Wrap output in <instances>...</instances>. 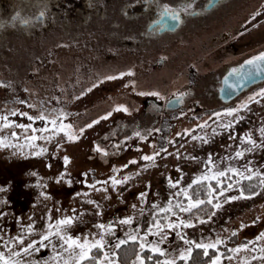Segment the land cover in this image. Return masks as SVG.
<instances>
[{
	"label": "rangeland",
	"instance_id": "1",
	"mask_svg": "<svg viewBox=\"0 0 264 264\" xmlns=\"http://www.w3.org/2000/svg\"><path fill=\"white\" fill-rule=\"evenodd\" d=\"M258 18L237 41L240 49L264 50V17ZM54 29L44 37L19 40V44L25 42L23 47L15 42L19 53L22 49L31 52L32 57L23 60L28 62L25 65L16 60V52H10L11 43L7 51L0 48V108H6L14 93L29 94V101L20 104L26 114H42L66 124L63 131H40L38 139L5 137L6 129L0 128V252L4 259L11 264H77L79 250L65 251L67 245L62 248L58 236H49L56 232L58 221L71 218L70 225L60 226V236L79 238L81 243L85 239L90 243L103 241V248L89 253L95 258L90 264H123L118 259L120 247L115 244L132 240L130 236H136L139 251L125 264H145L142 252L147 250L161 255L165 264L177 262L181 252L189 258L196 244L217 240L221 243L216 247L230 249L228 255H218L219 264H264V237L257 239L264 233V96L259 95L264 83L223 106L213 100L211 86L189 89L191 80L185 66L198 61L190 55L205 54L193 52L190 41L179 43L185 53L170 58L166 66L179 60L181 67L171 74L161 66L158 72L149 69L158 55L144 59L134 54L128 61L111 58L116 63H106L102 72L91 75L86 70H93L94 64L89 63L94 61V54L81 50L82 57L90 60L78 65L72 57L77 59L76 49L63 48L62 38L53 34ZM82 38L74 44H80ZM110 38L105 37L109 41L106 45L98 39L103 52L115 51ZM167 55L174 56L171 52ZM238 56L232 54L227 63ZM14 68L18 69L17 76L13 75ZM210 68H200V72L210 74ZM118 73L117 79L109 78ZM159 73L162 77L154 79ZM76 75L86 78L85 84L79 81L81 85H74ZM94 77L99 78H95L98 83L90 90ZM3 85L10 87L7 92ZM53 86L55 92H51ZM117 86L121 88L116 90ZM109 87L115 89L113 93L98 100L96 95L100 98ZM176 92H186L192 104L186 101L173 118L156 123L150 115L142 114L139 97L154 95L169 102L175 98L169 95ZM114 116L119 117L117 124L102 126ZM238 152L243 155L237 156ZM146 155L155 158L145 161L142 157ZM220 172L225 175L219 176ZM204 176L210 179L202 180ZM113 177L124 182L113 184ZM196 180L201 182L193 183ZM251 184L258 185L257 190L246 193L245 186ZM184 191L191 202L204 203L189 212L180 211L176 205L188 207L190 202ZM241 193L250 198L231 199ZM169 207L171 212L160 211ZM129 218L130 224L120 223ZM157 222L160 229L153 226ZM170 223L180 226L169 228ZM101 224L105 228L97 227ZM189 224L192 226H185ZM44 236L49 239L44 240ZM29 243L33 248L25 254L23 248ZM141 243L146 245L143 249ZM156 246L163 254L151 251ZM17 252L18 256L13 255Z\"/></svg>",
	"mask_w": 264,
	"mask_h": 264
},
{
	"label": "flooded vegetation",
	"instance_id": "2",
	"mask_svg": "<svg viewBox=\"0 0 264 264\" xmlns=\"http://www.w3.org/2000/svg\"><path fill=\"white\" fill-rule=\"evenodd\" d=\"M173 15H178L179 19H172ZM259 16L264 17V0H0V48L7 51L11 43L10 52L12 50L16 52L18 54L16 60L25 65L28 62H24V58L28 59L32 56L30 51H23L25 42L19 44V40L44 37L46 32L55 28L53 34L60 35L61 46L68 51L71 50L70 48L76 49V53L79 54L77 59L71 56L78 65L84 66L85 62H88V57H82L81 50H86V53L90 55L94 54V61L89 63L94 64V68L86 70L88 74L97 75L106 63H116L111 58L128 61L134 54L138 56L141 54L140 58L144 59L147 58L146 56L151 59V56L158 55L149 69L158 72L157 69L161 66L160 68L164 67V71L171 74L173 70H181V67H179V60L171 65L172 67L166 66L170 58L180 57L184 51L181 52L179 49V43L185 44L186 41H190L193 52L201 51L205 54L190 55L195 60L198 58V61H196L197 64L189 63L185 66V72L188 71L191 80L188 88L203 87L205 89L211 86L213 100L223 106L252 89L257 90L264 83V80H259L257 83L246 86L229 102L221 96L226 76L239 71L247 64L246 61L264 52L258 48L251 52L249 48L240 49L237 42L247 27L254 24ZM81 35L83 38L80 39V44H74ZM105 37H111L110 43L113 41L114 45H110L111 47L116 45V49L104 51L105 55H103L104 52L97 42L100 38L106 45L109 41ZM15 42H17L16 46H22L20 53L15 48ZM170 52L174 55L173 57L167 55ZM6 53L4 52L5 55H3L6 56ZM232 54L239 56L229 64L226 60L232 57ZM102 56L104 57L101 59ZM182 64H185V61ZM209 65L211 66L210 74L200 72V68ZM7 66L9 68L8 64ZM16 68L13 69L14 76L19 73ZM120 73L109 78L115 80ZM73 75L75 74H71ZM156 75L154 79L162 77L160 73ZM69 77L70 75L67 78ZM95 78L99 79L94 77V80H91L90 90L97 86L98 81ZM76 80L73 82L74 85H81L79 81L83 83L87 81L86 78L81 77ZM103 85H100L101 88ZM7 88L10 87L4 88L6 92ZM103 88H106V84ZM117 88L121 87L117 86L115 89ZM115 89L109 87L103 93L104 95L100 98L97 95L96 97L98 100L105 99L106 93H113ZM55 90L53 86L51 92ZM92 93L88 91V94ZM28 95L14 93L13 99L10 98L8 103L14 101L25 104L29 101L26 98V96L29 97ZM186 95V92L169 95L172 98H180L173 102H163L160 98L153 97L154 95L139 97V103L143 104L142 114L150 115L156 123L171 119L174 113H179L185 107L186 101L188 105L192 104L186 99ZM178 101L183 107L180 105L178 108H173ZM32 117L37 116L32 115ZM114 117L102 126L117 124L119 117Z\"/></svg>",
	"mask_w": 264,
	"mask_h": 264
},
{
	"label": "trees",
	"instance_id": "3",
	"mask_svg": "<svg viewBox=\"0 0 264 264\" xmlns=\"http://www.w3.org/2000/svg\"><path fill=\"white\" fill-rule=\"evenodd\" d=\"M3 90L6 91V89ZM76 100L81 101L79 99ZM24 114L25 112L20 107V104L14 101L12 103L6 104V108L4 107L0 108V128L4 127L6 129L4 131L5 137L8 136L12 138L35 137V139H38L40 131L47 132L50 129H54V128L56 130H60L62 125H64L62 122L49 124V122L54 121L53 120L54 117L50 118L43 116L44 119H37L36 117L35 118L32 117V115L27 117ZM27 115H30V113H27ZM38 115L37 117H39L40 115L42 116V114H40L39 116ZM29 117H32V119H29ZM60 119L62 120L65 119L66 122H69V120H67V118L65 117H62ZM20 125H24L25 127H20ZM26 131L29 133H27L26 136H23L22 134H24V132ZM67 141H70V138H68ZM257 188L258 185L255 187L253 184H251L249 187L245 186L244 191L246 193H253L254 191L257 190ZM138 251H139V244L137 240L126 241V243L122 244V246H120V248L118 249V259L123 264L128 263L135 257ZM229 253H230V249H228L226 246L219 245L215 249L209 248L208 255L206 256L204 254V249L195 247L188 259L178 260L177 262H175V264H207L219 254L228 255ZM142 255H144L146 258L145 264H156L157 262H159V264H165L160 260L161 255L151 253L149 250L142 252ZM149 257H151V259H149ZM93 258H94L93 256H90L89 259H86L81 264H90L95 261V258L94 259Z\"/></svg>",
	"mask_w": 264,
	"mask_h": 264
},
{
	"label": "snow or ice",
	"instance_id": "4",
	"mask_svg": "<svg viewBox=\"0 0 264 264\" xmlns=\"http://www.w3.org/2000/svg\"><path fill=\"white\" fill-rule=\"evenodd\" d=\"M172 19L174 20H177L179 19V16L178 15H173L172 16ZM256 61H264V52L260 53L258 56H255L253 57L252 59L246 61L245 63L247 64H253L255 63ZM111 79V78H110ZM259 95H262L264 96V90L261 91V93H259ZM119 110V109H118ZM228 115H231L232 114V111L230 110L228 113ZM24 115H27L26 113ZM110 115V114H109ZM216 115H220L219 113H217ZM37 119H44L43 116H39V117H36ZM106 118V117H105ZM29 119H32V117H29ZM53 124H55V121L52 122ZM91 125H89L90 127ZM20 127H25L24 125H20ZM30 127V126H28ZM61 131H63V126L61 127L60 129ZM83 131V130H81ZM71 138V137H70ZM33 139H35V137H33ZM156 155H159V153H156ZM243 155V153H237V156H241ZM155 157L154 156H144L142 157L143 160L145 161H148V160H153ZM65 162L67 163L68 162V158L65 157ZM131 163H136V161H131ZM126 167V166H125ZM231 171H236L235 169H232ZM219 176H224L225 173L224 172H220L218 174ZM248 179H251V177H247ZM128 178L125 177V180H127ZM202 180H208L210 179V177L208 176H204L201 178ZM211 179H216V176H212ZM124 181H120V180H116L114 177L112 178V183L113 184H120V183H123ZM201 181L199 180H196V181H193V183H199ZM262 184H264V180L261 181ZM173 187H175V185H173ZM189 187H192V185H189ZM232 185L229 184L228 185V188H231ZM227 190V189H225ZM212 191H216L215 189H213ZM179 194V193H178ZM143 195V194H142ZM184 195L185 197H188V193L187 191H184ZM209 195H211V192L209 193ZM221 195H223V192H221ZM239 198H250V197H243V193H241V196L240 197H231V199H239ZM189 199V205L188 207H181L180 205H176V207H179L180 208V211H183V212H189L191 211L192 208H195V207H198L200 204H203L204 201L202 200H198V201H195V202H191V198L188 197ZM209 204L212 203V200L209 199L207 201ZM216 207H220L219 204L215 205ZM161 212H171L172 211V208L169 207V208H161L160 209ZM72 222L71 218H66L64 220H60L57 222V225H56V232L55 233H49V236L51 235H56L59 237L60 240L63 241V243L61 244V247L64 248V245H67L66 248H64L65 251H67L68 249H73L74 251L75 250H79L78 251V259H77V264H81L82 261L86 260V259H89V253L91 252L92 249H101L104 247V244H103V241L102 240H96L95 242H92L90 243L87 239H85L82 243L80 242L79 238H73L71 236H67V237H64V236H60V231H61V228L60 226L61 225H70ZM120 223L122 224H130L131 223V219H124V220H121ZM181 223H183V221H181ZM154 227L160 229L161 228V225L157 222L156 224L153 225ZM180 225L179 224H173V223H170L168 224V227L169 228H176V227H179ZM186 227H191L192 225H185ZM49 227H52L51 225ZM97 227L99 228H105V225H98ZM149 232H151V229H149ZM235 234V233H234ZM49 236H44L43 239L44 240H48L49 239ZM264 237V233H261L260 236L257 237V239H260ZM130 239L132 240H135L136 239V236H130L129 237ZM126 243L125 240H119L116 244H115V247L116 248H119L122 244ZM188 243H191V242H188ZM221 243V241L217 240L216 243H213V244H202V243H199V244H196L195 246L197 248H202L204 249V254L207 256L208 255V249L209 248H212V249H215L216 248V245ZM41 246H44V245H41ZM146 245L144 243H141L140 247L143 249ZM33 248V244L32 243H29L27 245V247L23 248V252L25 254L28 253L29 249ZM151 251L153 252H156V253H161V250L158 246L156 247H151ZM188 253H190V249L186 250ZM233 251H238V249H234ZM163 254V253H161ZM13 255H19V253H13ZM104 256H105V259H107L108 257V254L107 253H104ZM188 258V256H186L184 254V252H181L180 254V259L182 260H186ZM94 259V258H93ZM149 259H151V257H149ZM229 259H231V257H229ZM219 261H220V257L219 256H216L213 260H212V264H219ZM0 264H11V262L9 260H6L4 259V254L3 252H0ZM65 264H67V262H65ZM109 264H113L112 261L109 262ZM141 264H143V261H141ZM157 264H159V262H157ZM166 264H175L174 261H167Z\"/></svg>",
	"mask_w": 264,
	"mask_h": 264
},
{
	"label": "water",
	"instance_id": "5",
	"mask_svg": "<svg viewBox=\"0 0 264 264\" xmlns=\"http://www.w3.org/2000/svg\"><path fill=\"white\" fill-rule=\"evenodd\" d=\"M259 80H264V61H256L253 64H245L239 71L233 72L226 76L222 86L221 96L231 101L238 93H240L246 86L257 83ZM180 99L176 97L171 102ZM178 101L173 105V108L180 106Z\"/></svg>",
	"mask_w": 264,
	"mask_h": 264
}]
</instances>
